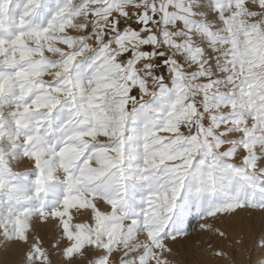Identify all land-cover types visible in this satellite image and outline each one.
<instances>
[{"label":"snow or ice","instance_id":"6c2138e0","mask_svg":"<svg viewBox=\"0 0 264 264\" xmlns=\"http://www.w3.org/2000/svg\"><path fill=\"white\" fill-rule=\"evenodd\" d=\"M246 209L264 0H0V243L23 264H174L192 218L226 238Z\"/></svg>","mask_w":264,"mask_h":264},{"label":"rangeland","instance_id":"374dc122","mask_svg":"<svg viewBox=\"0 0 264 264\" xmlns=\"http://www.w3.org/2000/svg\"><path fill=\"white\" fill-rule=\"evenodd\" d=\"M203 221L192 218L186 237L178 238L174 244V264H256L264 257L258 244L264 234V213L250 209L231 216H221L215 226L226 233V238H218L212 232L201 231ZM34 235H38L48 246L54 235V225H35ZM27 246L0 243V264H23ZM215 250H223L225 257L212 255Z\"/></svg>","mask_w":264,"mask_h":264}]
</instances>
